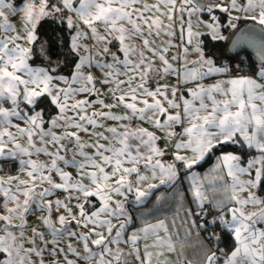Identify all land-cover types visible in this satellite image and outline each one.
<instances>
[{"label": "snow or ice", "instance_id": "6c2138e0", "mask_svg": "<svg viewBox=\"0 0 264 264\" xmlns=\"http://www.w3.org/2000/svg\"><path fill=\"white\" fill-rule=\"evenodd\" d=\"M0 173V264H170L162 185L196 264H264V0H0Z\"/></svg>", "mask_w": 264, "mask_h": 264}, {"label": "crops", "instance_id": "0c3cea01", "mask_svg": "<svg viewBox=\"0 0 264 264\" xmlns=\"http://www.w3.org/2000/svg\"><path fill=\"white\" fill-rule=\"evenodd\" d=\"M248 24L251 22H242ZM230 41L222 42L221 45L217 46V57L219 58L220 63H228L231 57L239 58L241 55H231L229 53ZM174 78L170 77L168 80L162 81V83H173ZM211 80L205 81V83H210ZM239 147V146H238ZM225 151V150H224ZM234 151V150H227ZM219 155V152L215 153ZM208 160V159H207ZM206 160V161H207ZM206 163V162H204ZM202 166H197L195 169L201 176L206 173L213 165L214 159L211 158L209 162ZM188 187L187 182L181 185V188L185 190V195L187 196L186 189ZM157 197L161 199L157 200ZM178 193L167 185H162L156 189L153 194L147 199L142 207L136 209L137 212L143 213V217L137 218V224L141 223L142 219H147L149 222L155 223L158 219H164L169 225V231L172 235V241L177 247L176 253H167V258L170 261V264H177V254L182 252L183 256L187 257L189 260L193 261V264H196L198 258L202 255L203 250L198 246L199 238L196 236L195 231L193 230L191 235H188L183 227L180 226V219L183 217L181 212L180 218H176V227H172V220L175 217L177 208H178ZM153 212V216H147V214ZM161 235L165 233L161 232Z\"/></svg>", "mask_w": 264, "mask_h": 264}, {"label": "trees", "instance_id": "16d2710c", "mask_svg": "<svg viewBox=\"0 0 264 264\" xmlns=\"http://www.w3.org/2000/svg\"><path fill=\"white\" fill-rule=\"evenodd\" d=\"M245 56L248 60V65L252 62V61H257L256 57L251 53V52H246L245 54L241 55L240 57ZM234 58V57H231ZM223 151H227V150H234V151H240V148L238 146H233V145H225L223 146ZM219 152V151H216ZM211 160V158H208V160L206 161L209 162ZM204 163V164H206ZM229 240L227 238H225V243L221 244L220 247H228L229 246Z\"/></svg>", "mask_w": 264, "mask_h": 264}, {"label": "water", "instance_id": "95a60500", "mask_svg": "<svg viewBox=\"0 0 264 264\" xmlns=\"http://www.w3.org/2000/svg\"><path fill=\"white\" fill-rule=\"evenodd\" d=\"M247 26L248 27H252L251 23H248ZM256 28L258 30L259 26L257 25ZM244 52H251L256 57V59H258L257 58V52H256L255 48L248 47V46H241L240 48H232L231 43H230L229 53L231 55H240V54H242Z\"/></svg>", "mask_w": 264, "mask_h": 264}, {"label": "built area", "instance_id": "2783aa9c", "mask_svg": "<svg viewBox=\"0 0 264 264\" xmlns=\"http://www.w3.org/2000/svg\"><path fill=\"white\" fill-rule=\"evenodd\" d=\"M242 58L245 59V65H244V67L247 68L248 67V60H247V58L245 56H242V57H239V58H232V59H230L228 61V63H230V64H237ZM4 168H5V171L6 172L9 171V166L7 164H5ZM16 169H17V165L16 164H12L10 166V171L11 172H15ZM0 174H2V173H0Z\"/></svg>", "mask_w": 264, "mask_h": 264}, {"label": "rangeland", "instance_id": "374dc122", "mask_svg": "<svg viewBox=\"0 0 264 264\" xmlns=\"http://www.w3.org/2000/svg\"><path fill=\"white\" fill-rule=\"evenodd\" d=\"M153 214H154V213H153V212H151V213L147 214V216H153Z\"/></svg>", "mask_w": 264, "mask_h": 264}]
</instances>
